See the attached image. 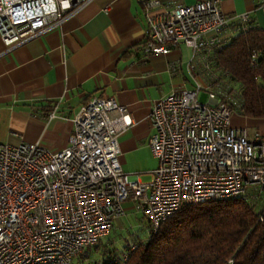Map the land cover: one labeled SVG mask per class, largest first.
Here are the masks:
<instances>
[{
    "label": "built area",
    "instance_id": "built-area-1",
    "mask_svg": "<svg viewBox=\"0 0 264 264\" xmlns=\"http://www.w3.org/2000/svg\"><path fill=\"white\" fill-rule=\"evenodd\" d=\"M90 1L0 0V39L11 50ZM137 2L146 22L143 56L184 46L204 66L202 83L152 105V180L142 183L122 171L117 137L132 120L111 98L93 97L80 108L60 152L36 143L0 144V264H74L109 235L127 201L145 217L149 233L187 205L247 196L264 203V134L249 140L244 129L231 127L232 113L241 112L240 94L210 61L252 27L251 18L226 15L220 0ZM178 71L170 67L171 74ZM202 90L205 103L198 100Z\"/></svg>",
    "mask_w": 264,
    "mask_h": 264
},
{
    "label": "crops",
    "instance_id": "crops-1",
    "mask_svg": "<svg viewBox=\"0 0 264 264\" xmlns=\"http://www.w3.org/2000/svg\"><path fill=\"white\" fill-rule=\"evenodd\" d=\"M160 1L192 5L206 0ZM263 1L220 0V8L229 16L248 14L252 27L264 30ZM145 30L137 0H91L11 50L0 39V144L36 143L50 153L60 152L68 146L80 108L93 97L111 98L132 120L117 137L120 167L140 182H150L157 168L149 146L152 105L173 90L191 89L204 66L202 57H193L184 46L143 56L139 48ZM172 65L179 67L176 74L170 72ZM230 125L244 129L249 140L264 134V119L240 112L232 113ZM123 208L132 210L134 203L127 201Z\"/></svg>",
    "mask_w": 264,
    "mask_h": 264
},
{
    "label": "trees",
    "instance_id": "trees-1",
    "mask_svg": "<svg viewBox=\"0 0 264 264\" xmlns=\"http://www.w3.org/2000/svg\"><path fill=\"white\" fill-rule=\"evenodd\" d=\"M210 61L236 86L240 113L264 119V30L251 27L237 34ZM248 197L187 205L145 239L120 250L102 240L74 264L99 249L102 257L94 264H264V203L256 210Z\"/></svg>",
    "mask_w": 264,
    "mask_h": 264
},
{
    "label": "rangeland",
    "instance_id": "rangeland-1",
    "mask_svg": "<svg viewBox=\"0 0 264 264\" xmlns=\"http://www.w3.org/2000/svg\"><path fill=\"white\" fill-rule=\"evenodd\" d=\"M200 103H205L207 100V92L202 90L198 96ZM142 180H146L142 178ZM251 199L250 196L248 197ZM125 206V205H124ZM263 206L262 201L255 203V209L259 210ZM148 235V226L146 225L145 220L142 217L141 212L136 211L134 208L132 210L125 211L123 216L118 220L113 222L112 231L109 236L104 239L103 245H108V248L113 250H120L132 243L134 241L143 240ZM102 257L101 250L93 251L87 256L84 257V260H81L79 263L75 264H94L97 263ZM82 262V263H81Z\"/></svg>",
    "mask_w": 264,
    "mask_h": 264
}]
</instances>
